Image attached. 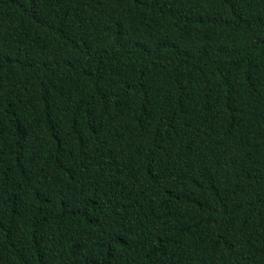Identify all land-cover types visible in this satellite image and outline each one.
I'll list each match as a JSON object with an SVG mask.
<instances>
[{"label": "trees", "instance_id": "1", "mask_svg": "<svg viewBox=\"0 0 264 264\" xmlns=\"http://www.w3.org/2000/svg\"><path fill=\"white\" fill-rule=\"evenodd\" d=\"M0 264H264V0H0Z\"/></svg>", "mask_w": 264, "mask_h": 264}]
</instances>
